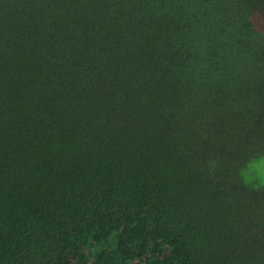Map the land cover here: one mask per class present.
Segmentation results:
<instances>
[{
	"label": "trees",
	"instance_id": "16d2710c",
	"mask_svg": "<svg viewBox=\"0 0 264 264\" xmlns=\"http://www.w3.org/2000/svg\"><path fill=\"white\" fill-rule=\"evenodd\" d=\"M262 158L264 0H0V264H264Z\"/></svg>",
	"mask_w": 264,
	"mask_h": 264
},
{
	"label": "clouds",
	"instance_id": "9594fccd",
	"mask_svg": "<svg viewBox=\"0 0 264 264\" xmlns=\"http://www.w3.org/2000/svg\"><path fill=\"white\" fill-rule=\"evenodd\" d=\"M210 166L215 167V161H210ZM241 176L245 185H251L256 189H264V170L260 171V177L258 183L253 182V179L248 171H243L241 173Z\"/></svg>",
	"mask_w": 264,
	"mask_h": 264
},
{
	"label": "rangeland",
	"instance_id": "374dc122",
	"mask_svg": "<svg viewBox=\"0 0 264 264\" xmlns=\"http://www.w3.org/2000/svg\"><path fill=\"white\" fill-rule=\"evenodd\" d=\"M250 169L254 178L259 182L260 171L264 170V158L253 163Z\"/></svg>",
	"mask_w": 264,
	"mask_h": 264
}]
</instances>
